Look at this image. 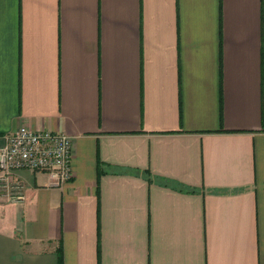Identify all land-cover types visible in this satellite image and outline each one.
Listing matches in <instances>:
<instances>
[{
	"label": "crops",
	"instance_id": "0c3cea01",
	"mask_svg": "<svg viewBox=\"0 0 264 264\" xmlns=\"http://www.w3.org/2000/svg\"><path fill=\"white\" fill-rule=\"evenodd\" d=\"M22 126L74 175L15 172L0 264H264V0H0V148Z\"/></svg>",
	"mask_w": 264,
	"mask_h": 264
},
{
	"label": "built area",
	"instance_id": "2783aa9c",
	"mask_svg": "<svg viewBox=\"0 0 264 264\" xmlns=\"http://www.w3.org/2000/svg\"><path fill=\"white\" fill-rule=\"evenodd\" d=\"M74 139L50 129L22 126L9 133L0 148V192L13 201L25 198L24 184L15 177L20 169L47 171L57 185L73 178Z\"/></svg>",
	"mask_w": 264,
	"mask_h": 264
},
{
	"label": "trees",
	"instance_id": "16d2710c",
	"mask_svg": "<svg viewBox=\"0 0 264 264\" xmlns=\"http://www.w3.org/2000/svg\"><path fill=\"white\" fill-rule=\"evenodd\" d=\"M102 163L99 162V174L101 175L103 173V169L101 168ZM63 263L62 255H60V264Z\"/></svg>",
	"mask_w": 264,
	"mask_h": 264
}]
</instances>
